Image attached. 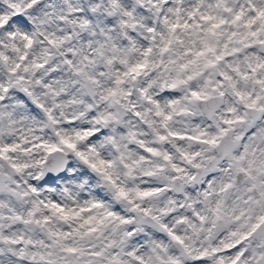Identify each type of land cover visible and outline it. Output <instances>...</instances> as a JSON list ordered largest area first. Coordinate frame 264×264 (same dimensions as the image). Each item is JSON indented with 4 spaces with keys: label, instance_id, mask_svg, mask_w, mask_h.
<instances>
[{
    "label": "snow or ice",
    "instance_id": "snow-or-ice-1",
    "mask_svg": "<svg viewBox=\"0 0 264 264\" xmlns=\"http://www.w3.org/2000/svg\"><path fill=\"white\" fill-rule=\"evenodd\" d=\"M0 264H264V0H0Z\"/></svg>",
    "mask_w": 264,
    "mask_h": 264
}]
</instances>
